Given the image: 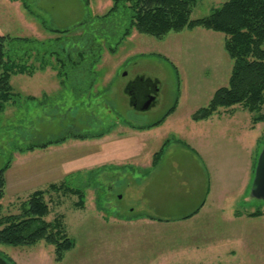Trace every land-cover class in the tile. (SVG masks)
Listing matches in <instances>:
<instances>
[{
	"label": "rangeland",
	"instance_id": "obj_1",
	"mask_svg": "<svg viewBox=\"0 0 264 264\" xmlns=\"http://www.w3.org/2000/svg\"><path fill=\"white\" fill-rule=\"evenodd\" d=\"M22 1L29 10L21 1L0 0V36L49 45L59 38L67 46L81 31L75 30L77 26L89 19V32L99 53L88 89L76 83L73 88L69 83L61 85L56 71L50 66L39 70L34 57L28 62L33 73L10 78L13 92L20 98L18 105L7 103L0 113V168L10 160L4 173L0 217L19 214L34 192L46 190L43 200L49 214L44 220L60 218L74 245L60 261L55 260L53 246L45 242L29 247L0 244V257L13 264H182L180 255L173 257L180 249H173L176 244L171 239V227H146L144 217L157 211L168 215L178 202H174L176 196L165 195L158 205L160 197L156 199V195L150 203V171L161 158L167 164L181 162L177 161L180 158L191 161L192 155L172 140L186 138L192 115L228 84L232 60L223 47L224 35L196 28L170 32L157 40L131 29L130 35L120 40L128 28V13L121 11L103 23L95 18L110 10L111 0H88L89 8L81 0ZM225 1L199 0L190 19L208 16ZM48 29L75 32L52 33ZM29 46L20 40L6 42L8 49L22 48L23 59ZM53 48L59 51L58 46ZM109 48L115 51L111 53ZM8 56L15 59L13 51ZM139 77L158 82L155 104L146 111L132 106L130 86ZM28 97L34 101L26 100ZM175 101L176 109L160 128L147 133L139 130L159 121ZM214 116H240L245 122V116L251 115L236 106ZM220 118L225 122L226 118ZM254 127L256 161L264 147V121ZM90 134L103 135L85 140L71 138ZM59 138L65 140L43 149L18 151ZM165 140L170 143L163 148ZM222 145L225 148L218 142L200 151L209 166L213 190L199 235L204 245L212 241L214 246L203 250V264H264V201L252 199L250 189L245 192L242 142ZM227 147L232 156H237L236 168L223 166L222 157L229 156ZM161 149L162 154L155 157ZM185 173L189 179L190 173ZM251 173L248 170V177ZM63 184L69 189H82V208L76 206L77 196L66 192ZM50 185L56 189L49 190ZM255 212L261 215L247 216ZM231 250L234 255L228 254Z\"/></svg>",
	"mask_w": 264,
	"mask_h": 264
},
{
	"label": "trees",
	"instance_id": "obj_2",
	"mask_svg": "<svg viewBox=\"0 0 264 264\" xmlns=\"http://www.w3.org/2000/svg\"><path fill=\"white\" fill-rule=\"evenodd\" d=\"M23 8L29 7L22 0ZM199 0H111L112 7L103 16H95L98 23L117 15L121 11L129 14L128 28L124 30L120 40L130 35L131 29L137 33L146 35L157 40H162L168 33H179L183 30L201 28L207 31L217 32L224 35L223 47L229 58L232 60V68L226 87L216 90L204 108L197 110L191 117L195 122L209 119L220 110L231 109L240 106L251 115L253 126L264 121V0H226L222 5L214 9L208 16L191 20V11ZM85 8H89L88 0H81ZM102 26H97L99 29ZM80 29L79 34H74L71 43L64 46L59 38L49 43L33 41L30 39L11 38L0 36V113L3 112L7 103L18 105L19 94L13 92L10 85V78L16 74H31L33 66L28 62L34 57L39 64L38 69L44 71L51 67L56 71V77L61 85L67 83L74 87L80 86L88 89L89 79L93 77V67L96 65V57L99 53L98 44L92 39L89 32V19L80 23L75 30ZM102 29V28H100ZM75 30L57 31L49 30L52 33L68 34ZM20 40L29 49L20 57L23 49L18 51L8 49L7 41ZM118 44V42H117ZM53 46H58L59 51ZM98 48V49H97ZM110 52L115 50L109 48ZM15 53V59H11L8 53ZM98 52V53H97ZM55 60V61H54ZM57 62L56 64H53ZM175 70V69H174ZM176 71V70H175ZM91 76V77H89ZM149 80V79H148ZM88 82V84H87ZM156 87L158 85L157 81ZM84 84H86L84 86ZM82 89V90H83ZM86 91V90H85ZM85 93L84 91L81 94ZM34 101V98H27ZM176 102L169 111L157 122L139 130L147 131L160 125L170 113L173 112ZM17 108V107H16ZM103 134H90L89 137L73 136L72 139H93ZM65 138L49 140L40 144H33L18 149L19 152L32 151L35 148H46L49 145L62 143ZM186 149L189 146L180 142ZM163 149L155 153V157L162 154ZM191 151V150H190ZM193 153V151H191ZM10 165L8 160L0 168V199L3 196L5 185L4 173ZM256 165V161H255ZM254 165V169H255ZM254 172V171H253ZM64 186V184H63ZM62 186V187H63ZM55 190L56 186L50 185L49 190ZM63 189V188H62ZM69 192L78 198L77 207L82 208L84 204L83 191L80 188L69 189ZM46 190L34 192L30 198L22 204L21 212L17 215L0 217V244L11 247L33 246L39 242H45L53 246L55 260L60 261L65 252L69 251L74 243L69 239L63 230L60 218L52 222H46L45 217L49 214L48 205L43 200ZM194 212L193 214H195ZM191 214V215H193ZM261 212L248 214L249 217L260 216ZM191 216L185 217V219ZM8 263L13 264L10 260Z\"/></svg>",
	"mask_w": 264,
	"mask_h": 264
},
{
	"label": "crops",
	"instance_id": "obj_3",
	"mask_svg": "<svg viewBox=\"0 0 264 264\" xmlns=\"http://www.w3.org/2000/svg\"><path fill=\"white\" fill-rule=\"evenodd\" d=\"M175 102L177 104V101ZM234 108L235 107L229 110ZM175 109L176 105L174 110ZM169 115L163 119L160 125L153 127L154 129H150V131L160 128L166 121L170 119ZM220 117L226 118V120L224 119L225 122L220 121ZM239 117L240 116L213 115L207 120L198 122H195L191 119L192 124H190L191 126L187 133V137L180 140H172L174 144H178L181 147L183 145L180 142L189 146V149L193 151V153L184 147L182 148L186 149L185 151H187V155H192L191 161L185 162L180 158L177 161L181 162L167 164L162 163L161 158V161L156 165V167H153L150 171V203L153 202L156 195V199L160 197V199L156 201V204L158 205L160 203L159 201L162 200L165 195L176 196L177 198L175 197L174 202H178L174 203L175 205L171 207L173 211L168 215H166L167 213L163 214L160 211H157L156 213L153 212V215H147L144 217V219H147L145 222L148 223L146 227L153 226L154 224H164L171 227V231L169 230L171 233H169L172 234L171 239L174 240L173 243L176 244L173 249H180V252L178 253L175 250L172 251H175L173 257L177 258L180 255L179 258L182 264H203L205 261H202V259L205 258L206 255L203 250H207V248L211 249L214 246V242L212 241L207 246L204 245L199 235V233L202 231V225L205 224L203 222L204 213H206V209H210L207 208V206L211 204L213 195V190L210 185L211 179H209L210 176L208 174L209 166L200 153L201 149L207 148L209 150V147L212 144H218V142L220 147H224L222 144L227 145L230 142H242V151L245 156L242 159L244 164L241 166L245 169V192L247 189H251V185L248 187V184L252 183L255 164V141L253 136L255 127L252 124L251 116H245V122L240 121ZM144 132L147 133L149 131ZM144 135L145 134H143V136ZM231 137L233 139H231ZM215 138H219L221 141H214ZM169 143V140H165L163 143V148L169 145ZM227 148L228 149L225 150V152L229 151V156L226 157L224 155V158L221 156L223 159L222 161L224 162L223 166L225 168H236L238 162L237 156H232L231 149H229V147ZM248 170L252 172L250 177H248ZM187 171L190 173L189 179L186 178L187 173L185 172ZM194 212L196 213L193 214ZM187 216L191 217L185 219ZM234 253L235 252L232 250L228 251V254L230 255H234ZM217 257L220 256H216V258Z\"/></svg>",
	"mask_w": 264,
	"mask_h": 264
},
{
	"label": "water",
	"instance_id": "obj_4",
	"mask_svg": "<svg viewBox=\"0 0 264 264\" xmlns=\"http://www.w3.org/2000/svg\"><path fill=\"white\" fill-rule=\"evenodd\" d=\"M153 85L155 87V92H157L156 82H153ZM155 97L152 95L149 97V99L146 101V103L139 107V110L146 111L154 104ZM132 106L135 107V105ZM250 197L252 199L256 200H262L264 201V147L261 149V151L258 154L255 169H254V176L252 179L251 189H250ZM0 264H10L5 259L0 257Z\"/></svg>",
	"mask_w": 264,
	"mask_h": 264
},
{
	"label": "flooded vegetation",
	"instance_id": "obj_5",
	"mask_svg": "<svg viewBox=\"0 0 264 264\" xmlns=\"http://www.w3.org/2000/svg\"><path fill=\"white\" fill-rule=\"evenodd\" d=\"M131 94H132V103L136 108L142 107L150 96H154L155 99L157 97V92H155V87L151 80L139 77L135 82L131 83L130 86ZM154 99V104L155 100ZM153 104V105H154Z\"/></svg>",
	"mask_w": 264,
	"mask_h": 264
}]
</instances>
